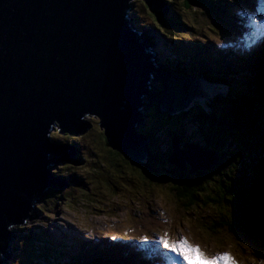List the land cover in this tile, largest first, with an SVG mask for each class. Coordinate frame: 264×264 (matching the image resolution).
Returning a JSON list of instances; mask_svg holds the SVG:
<instances>
[{"label": "trees", "instance_id": "trees-1", "mask_svg": "<svg viewBox=\"0 0 264 264\" xmlns=\"http://www.w3.org/2000/svg\"><path fill=\"white\" fill-rule=\"evenodd\" d=\"M159 1L166 9H151L142 1L133 4L135 9L131 14L137 23L141 22L145 27L151 25L162 35L163 50L166 53L170 51L167 54L162 52L166 54L164 58L178 56L166 62V65L183 76L198 77L204 70L207 71L210 82L227 88L226 96L219 93L213 98L216 100L212 102L210 114L196 106L171 117L153 104L147 110L144 126L137 131L142 141L146 142L147 152L145 162L138 163L140 166L132 163L124 152L112 144L105 131L102 132L100 124L98 129L101 133L95 142L90 139L92 133L84 140L70 133L62 134L58 128L51 135L52 139L63 144L57 141L62 138L65 143H71L73 153L76 154L75 157L65 159L60 169L53 172L56 178L65 181L69 189L50 191L42 200V205L37 207L30 227L16 229L17 240L13 251L15 258L20 259L15 264H108V256H113L110 264H121V256L128 261L127 264H133L135 259L129 250L128 254L122 255L123 249L128 248L124 241L120 240V244L105 248L98 237L88 238L91 240L89 243L73 238L74 244H70L69 239L61 235L56 237L49 225L33 224L57 214L59 206L68 207L76 193L84 206L93 205L90 196L99 194L100 205L94 207L102 210L103 195L111 193L114 196L121 182L129 185L135 179L141 180L140 184L151 189L170 192L173 198L175 196L179 199L178 204L172 199L174 205L181 206L180 210H175L177 217L192 216L204 229L203 232H218L226 226L230 237L234 241L246 243L247 248L264 245V35L256 30L250 45L240 40L244 26H247L243 20L254 25L253 21L247 19L248 14L256 12L258 17L264 16V0L263 3L260 0H184L185 11H181L176 0ZM235 7L243 8L244 13ZM196 8L204 14L206 26L194 24L195 19L188 21L186 16L189 11ZM261 26L264 28V22ZM206 30L218 37L214 39L207 34L196 33ZM166 36L176 43L174 47L167 44ZM222 36L224 40L239 37L240 42L234 47H226L214 53L211 50L215 48L214 40L218 44ZM149 39V44L154 45L156 39L152 36ZM255 45L256 48L250 51V46ZM193 57L190 67L186 66L183 70L177 67ZM191 121L196 126L187 127ZM179 122L182 123L178 125ZM175 138L179 139L178 144L183 151L192 141L202 151L214 153L216 163L209 169H202L201 165L199 170L196 168L200 165L187 163L184 168H180L171 163ZM100 143L101 146L103 143L106 156L98 160L97 156L96 159L92 156L98 154L94 144L98 146ZM93 159L95 168L86 169L89 176L85 177L80 165L89 164ZM116 161L133 170L132 173L118 171L119 164ZM114 172L124 175L119 177V185L116 184L117 180L111 182L106 179L107 173ZM102 184L107 189L111 188L110 193L102 189ZM208 209H215L213 216L221 210L220 222L210 219L212 215ZM218 226L220 228L216 229ZM124 234V237L119 238L138 242L142 240L131 232Z\"/></svg>", "mask_w": 264, "mask_h": 264}, {"label": "water", "instance_id": "water-1", "mask_svg": "<svg viewBox=\"0 0 264 264\" xmlns=\"http://www.w3.org/2000/svg\"><path fill=\"white\" fill-rule=\"evenodd\" d=\"M134 1L0 0V255L14 232L9 226L53 180V152L69 148L50 137L55 120L65 133L78 134L89 124L83 115H97L112 144L138 164L147 152L136 132L144 119L137 108L156 104L174 117L194 107L196 96L202 102H212L214 93L226 96L205 70L179 75L160 53L154 56L160 69L154 67L137 40L148 45L150 35L128 12ZM178 143L171 163L202 165L212 156L216 163L213 153L194 144L183 151Z\"/></svg>", "mask_w": 264, "mask_h": 264}, {"label": "rangeland", "instance_id": "rangeland-1", "mask_svg": "<svg viewBox=\"0 0 264 264\" xmlns=\"http://www.w3.org/2000/svg\"><path fill=\"white\" fill-rule=\"evenodd\" d=\"M142 1L143 0H136L133 2V4L137 5L139 2H142ZM183 1L184 0H176V2L180 4L181 11L185 9V6L183 5ZM261 2H263V0H261ZM235 8L237 9V7ZM134 9L131 10V13ZM237 10L241 11L242 8H238ZM203 15L204 14L202 13V11L196 8V9H192L191 11H189L186 17L189 22H192V20L195 19L196 22L195 23L193 22L194 24H197L198 26H206L207 21ZM248 17L256 23V18L252 13H250ZM137 26L138 27L142 26L141 22H139ZM150 26L151 25H146V27L142 26L140 28L142 30H145L147 33H149V29L151 30V27H152ZM196 33L201 34V35L207 34L210 37H213L214 39L218 37V35L216 34L213 35L212 33H210L209 30H206V32L198 31ZM149 35L150 37L152 36L150 33ZM153 36L156 39H157V36L160 38L162 37L160 33L153 35ZM153 36L152 38H154ZM166 39H168L167 44L170 47H174L176 43L172 41L173 39L171 38L169 39L167 38V36H166ZM160 40L158 41L157 44H155L158 47H160ZM223 40L224 38L222 36L221 40L220 41L218 40V44H220L221 41ZM197 41L201 42V40H198V39ZM226 41L229 44L228 46H234L236 43L233 38H230ZM225 46H227V43L224 42V47ZM161 55L162 57L164 56L163 54ZM167 58H170V56ZM193 59L194 57L190 58L188 61L184 60L183 62H181V64H178V67H181V69H184L186 66L190 67V64L193 61ZM206 79H209V78L206 76ZM210 87H214V85H210ZM213 100H216V99H212V102ZM207 101L210 103L204 104L205 101L202 102L200 100H196L197 103L194 105V107L198 106L202 110H205L206 113L210 114L211 108H212V102L209 100H206V102ZM207 106L208 108L206 109ZM215 109L218 111L217 105L215 106ZM147 112L148 111H146V116H147ZM83 120L88 122L89 126L91 125V127L87 128L85 131H82V133L80 132L77 136L85 140L87 139V135L89 133H92V136L90 137V139H93L95 142L98 134L101 133L100 129H98L99 128L98 125L100 124V118L97 115L86 114L84 115ZM144 123L145 121L141 124L144 125ZM181 123L182 122H179L178 125H180ZM190 125L196 126L194 121H191V123H189L187 127H189ZM103 130L104 129L102 128V132ZM188 131H192V129H189ZM51 133L53 134L54 131ZM57 141H61L63 142V144H67L64 141H62V138L57 139ZM175 142H177V138L174 139V143ZM55 144L58 145V142H55ZM94 146L98 154H94L92 158L96 159L95 156H97L98 160H101V157L106 156V151L103 148L104 147L103 143H102V146H101V143L98 146L94 144ZM94 159L89 164L83 163V165H80L82 166L81 170L84 171L83 174L85 177L89 176V174L85 172L87 171L86 169L95 168ZM63 161H60L58 166L53 168L52 172L57 171V168L60 169L61 164L64 163ZM213 161H214V157L212 156L210 157L209 163L202 164L203 169H205L208 166L210 167H208L207 169L211 168V164L214 163ZM96 163H97V160H96ZM116 163L119 164L118 171L120 172L126 171L125 174L132 173L131 171L133 170L127 168L125 165H123V163H119L117 161ZM97 164L100 166L99 163ZM184 165L181 164V165H176V166L183 168ZM136 166H140V164H136ZM196 169L199 170L200 168L197 167ZM120 172L107 173L106 179H109V181L111 182L117 180L116 184L119 185L118 183V179H120L119 177L124 176ZM140 182L141 180H138V179H135L133 183L129 185L125 182L124 183L121 182L120 189L118 190L117 193H115L114 196H112L110 193L111 188L107 189L106 186L102 184V189L104 188L105 192L109 190V193H110L109 195L105 194L102 196V201H101L102 210L94 207L97 204L98 206L100 205L101 197L99 194H97L98 196H94V195L90 196V200L93 201V205L84 206L80 202L81 197L78 196V193H76L74 196L73 202L68 207H65V206L58 207L57 206L59 208L57 214L52 215L51 218L44 217L43 219H45V221L36 222V223L34 222L33 225L35 226H41V225H46V224L49 225L50 231L54 230L53 233L56 235V237L59 238V236L61 235L62 238L69 239L68 241L70 244H74L73 238L75 237L83 239L82 235L84 234H87L86 239L87 238L93 239L94 237L104 238V239L115 237V240H118V239H121L119 237H124V235H126L124 234V232H131L141 239H143L144 237L148 238V235H149L153 239H155V241H158V239L161 236L165 235L166 233L167 238L170 242L176 241L182 237L185 240H187V242L190 245L199 248V250L205 256L210 257V258L216 255H219V254L228 253L236 261V264H261V262L264 261V259L261 258L263 257V254L261 253H264V245L260 247L257 245V246H251L247 248L245 246L246 243L244 244L239 241H234L233 238L230 237L228 228L226 226H224V228H222V230L218 232H207L206 230L205 231L208 234L203 232L202 230L204 229L201 228V226L198 224V222L195 221L194 218H192V216L177 217V213L175 210L181 209V206L177 205L179 199L175 198V196L173 198L170 192H165L163 190L160 191L157 189H151L150 187L145 186L144 184H140ZM123 184L127 185L129 189H124L128 187H125ZM109 187H111V185ZM67 189L69 188L65 187V183H63L60 191H65ZM47 196L48 195H46L43 199H45ZM130 199H133L134 201H130ZM172 199H175L177 201L176 205H174L175 202L173 203ZM50 202H51V199H50ZM78 202H80L79 205H77ZM39 205H42V200L36 203V207H38ZM214 210L215 209H208L209 213L212 215L210 219L217 220L218 222H220L221 210L216 212V214H214L213 216ZM33 221H34V218L32 217L28 223L14 225L11 228V230H13L14 228L28 229ZM219 228L220 226H218L216 229H219ZM115 231H119V233ZM16 240L17 239H15V242ZM121 240L131 241L133 239H130V240L121 239ZM85 241H90V240H85ZM133 244L134 243H131L130 245L132 248H135V244L134 245ZM156 246H157V250L155 252L157 254H160V251L163 250L164 248L161 247L158 243H156ZM138 253L139 252L137 251L135 254L138 255ZM135 254L134 256H136ZM15 257L16 255L14 254L11 259V262L14 264L17 263L20 259V258H15ZM179 258L183 261L181 257ZM37 264H40V263L37 262Z\"/></svg>", "mask_w": 264, "mask_h": 264}, {"label": "snow or ice", "instance_id": "snow-or-ice-1", "mask_svg": "<svg viewBox=\"0 0 264 264\" xmlns=\"http://www.w3.org/2000/svg\"><path fill=\"white\" fill-rule=\"evenodd\" d=\"M229 199H231V197H229ZM112 239H115V237H112ZM147 241V237L141 240L142 243H147ZM157 243L167 251L181 257L184 264H236V261L228 253L219 254L211 258L207 257L199 248L190 245L187 240L182 237L176 241L170 242L165 233V235L158 239ZM261 264H264V261H262Z\"/></svg>", "mask_w": 264, "mask_h": 264}, {"label": "bare ground", "instance_id": "bare-ground-1", "mask_svg": "<svg viewBox=\"0 0 264 264\" xmlns=\"http://www.w3.org/2000/svg\"><path fill=\"white\" fill-rule=\"evenodd\" d=\"M261 1V0H260ZM263 3V2H262ZM264 5V4H263ZM131 16H132V20H133V22L136 24V25H138V23H137V21H136V19L134 18V16H133V14H131ZM243 22L245 23V24H247V26L245 27L244 26V35H247L249 32H250V30H251V25L249 24V22H248V20H243ZM143 31H145V30H143ZM146 32V31H145ZM147 33V32H146ZM149 34V33H148ZM167 53H169V52H167ZM166 53V54H167ZM166 54H163L164 56L166 55ZM171 54V53H170ZM164 56H163V58H164ZM169 57V56H168ZM174 58H178V56L177 55H174L173 57L172 56H170V58H165V60H167V61H171L172 59H174ZM177 66V65H176ZM178 67V66H177ZM180 69H181V67H179ZM183 70V69H182ZM198 80H199V78H198ZM227 89V88H226ZM200 93V92H199ZM198 96H196L195 98H194V104H196L197 102L195 101V99H198L197 98ZM201 100H203V97H201ZM191 103V102H190ZM190 103L187 105V106H189L190 105ZM205 104H207V103H210V102H206V100H205V102H204ZM227 131V130H226ZM73 146V145H72ZM194 153V152H193ZM75 153H73L72 154V156L73 157H75ZM197 160H199V159H196L195 161H197ZM199 168L201 167V165L200 166H198ZM67 186V185H66ZM138 250H135V252H137ZM135 252H134V254H135ZM136 255V254H135ZM137 256V255H136ZM134 264H137V263H134ZM164 264H167V263H164Z\"/></svg>", "mask_w": 264, "mask_h": 264}, {"label": "clouds", "instance_id": "clouds-1", "mask_svg": "<svg viewBox=\"0 0 264 264\" xmlns=\"http://www.w3.org/2000/svg\"><path fill=\"white\" fill-rule=\"evenodd\" d=\"M151 34V32H149ZM153 36V34H151Z\"/></svg>", "mask_w": 264, "mask_h": 264}, {"label": "flooded vegetation", "instance_id": "flooded-vegetation-1", "mask_svg": "<svg viewBox=\"0 0 264 264\" xmlns=\"http://www.w3.org/2000/svg\"><path fill=\"white\" fill-rule=\"evenodd\" d=\"M189 144H187V146H188Z\"/></svg>", "mask_w": 264, "mask_h": 264}]
</instances>
